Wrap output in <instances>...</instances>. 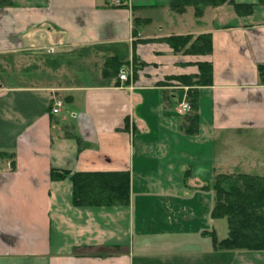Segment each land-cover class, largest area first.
<instances>
[{"label":"crops","instance_id":"0c3cea01","mask_svg":"<svg viewBox=\"0 0 264 264\" xmlns=\"http://www.w3.org/2000/svg\"><path fill=\"white\" fill-rule=\"evenodd\" d=\"M170 10L168 0H10L0 6V264H264V251L217 250V174L264 176V5ZM209 34L211 52H174L171 35ZM116 57L131 80L103 76ZM199 62L208 86L181 85ZM135 68V71H134ZM195 90L191 110L177 105ZM54 99L63 104L50 112ZM76 137L81 144H78ZM51 168L124 171L129 204L75 207ZM119 247L104 255L83 247Z\"/></svg>","mask_w":264,"mask_h":264},{"label":"trees","instance_id":"16d2710c","mask_svg":"<svg viewBox=\"0 0 264 264\" xmlns=\"http://www.w3.org/2000/svg\"><path fill=\"white\" fill-rule=\"evenodd\" d=\"M169 8L175 13H182L186 7H192L194 16L200 17L206 7L230 4L237 15H250L253 3H236L233 0H168ZM11 4L10 0H0V6ZM264 5V0H257ZM174 52L205 55L211 52V37L201 34L171 35L163 38ZM126 63L119 62L116 57L104 60L101 73L103 76H117ZM198 72L194 75L176 76L181 85L208 86L211 84V65L199 62ZM259 74L264 77V67H257ZM135 71V68H134ZM191 115L185 131L189 134L196 132L198 117L196 114L195 90L187 94ZM78 144L81 141L76 137ZM0 157L12 160L13 154L0 152ZM13 160L11 165H13ZM49 178L52 181L69 180L71 183V203L75 207H111L129 204V175L124 171H77L51 168ZM210 187L214 190V204L211 217L223 218L227 225V236L217 240L210 233L212 245L217 250H246L264 251V176L232 173L217 174ZM119 247H83L75 252H85L104 255Z\"/></svg>","mask_w":264,"mask_h":264},{"label":"built area","instance_id":"2783aa9c","mask_svg":"<svg viewBox=\"0 0 264 264\" xmlns=\"http://www.w3.org/2000/svg\"><path fill=\"white\" fill-rule=\"evenodd\" d=\"M122 0H112L114 5H119ZM132 70L131 66H124L120 69L118 73V80L120 83L124 84L131 80ZM63 104V101L60 99H54L53 105L50 112L52 114H57ZM190 111V106L187 100L181 101L176 107V113L178 115H186Z\"/></svg>","mask_w":264,"mask_h":264}]
</instances>
